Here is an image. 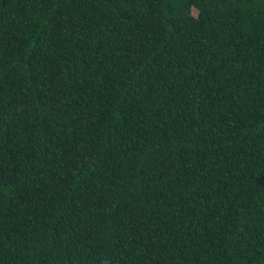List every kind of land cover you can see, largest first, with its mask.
<instances>
[{"label": "trees", "instance_id": "1", "mask_svg": "<svg viewBox=\"0 0 264 264\" xmlns=\"http://www.w3.org/2000/svg\"><path fill=\"white\" fill-rule=\"evenodd\" d=\"M0 264H264V0H0Z\"/></svg>", "mask_w": 264, "mask_h": 264}]
</instances>
